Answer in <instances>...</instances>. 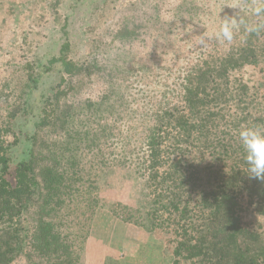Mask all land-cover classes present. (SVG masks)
Masks as SVG:
<instances>
[{"label":"trees","instance_id":"trees-1","mask_svg":"<svg viewBox=\"0 0 264 264\" xmlns=\"http://www.w3.org/2000/svg\"><path fill=\"white\" fill-rule=\"evenodd\" d=\"M176 8L178 16L187 17L202 10L196 0H181ZM241 15L249 24H264V17L250 9ZM136 35L135 27L125 24L95 44L101 48ZM71 48L66 38L57 54L31 62L19 93L0 89L8 104L0 120V264H16L23 256L26 264H54L49 261L54 249L37 243L35 231L27 246L35 227L29 229L31 209L40 210L41 217L59 190L69 197L85 192L76 161L63 164V153L48 146L53 142L48 137L37 144L39 130L51 125L47 108L54 105L58 111L65 77L99 67L73 60ZM187 57L165 75L160 92L138 90L135 73V88L128 76L118 77L125 86L116 84L114 75L100 101L85 104L87 111L98 105L104 116L114 117L111 132L101 130L96 137L98 164L129 170L144 188L141 205L118 202L110 213L158 238L170 264H264V183L246 174L237 135L243 125L264 129V28L247 33L241 27L231 43L212 38ZM55 65L63 72L61 81L43 98L35 130H23L34 115L24 96L38 88L41 70L53 72ZM145 67V79L153 82L154 73ZM249 67L256 69L252 76ZM62 116L59 131L69 123ZM135 117L138 121L128 122Z\"/></svg>","mask_w":264,"mask_h":264},{"label":"rangeland","instance_id":"rangeland-1","mask_svg":"<svg viewBox=\"0 0 264 264\" xmlns=\"http://www.w3.org/2000/svg\"><path fill=\"white\" fill-rule=\"evenodd\" d=\"M249 1L243 0L246 6H250ZM180 2L0 0V89L7 86L12 94L19 93L30 63L57 54L59 45L66 38L72 44L69 56L73 60L100 63L96 70L91 67L65 77L67 83L63 81L61 86L65 91L58 94V111L54 105L47 108L51 125L37 134L39 145L40 139L46 137L53 141L48 142V146L63 153V164L70 158L76 161L75 168L80 171L85 187V192L78 197H69L65 191L59 190L56 193L58 199L47 202L41 217L40 210L31 209L33 217H29V229L34 224L35 227L29 232L27 246L32 245L31 235L35 231L37 243L44 244L49 251L54 249L48 255L54 264H170L158 238L110 213L118 202L133 207L141 205L144 188L129 170L98 164L100 148L96 137L101 130L111 132L114 117H110V112H107L109 116H104L103 107L98 105L87 111L85 104L100 101L104 91L111 87L114 75L116 84L126 85V81L118 77L128 76L126 79L130 78L131 83L137 76L138 90L144 93L151 87L160 92L166 85L165 75L177 67L181 57L195 56L202 45L212 43V38L206 39L204 44L196 41L217 30L218 15L223 17L236 11L227 6L233 0H196V5L202 7L197 10L198 15L178 16L176 7ZM125 24L129 28L135 27L137 35L134 38L98 48L95 42L111 38V34ZM169 58L171 61L167 62ZM58 67L55 65L53 72L41 70L38 88L24 96L34 115L23 130H35L43 98L61 81L63 72ZM144 67L154 73L155 76H151L153 82L145 79L147 71H143ZM248 70L249 76L256 73L253 67ZM131 84L135 88V84ZM7 108L0 91V120ZM62 114L69 122L65 127L68 131H59ZM21 119L18 118L17 122L20 123ZM127 119L128 114L124 113L122 120ZM136 121L137 117L128 122ZM65 139L69 140L66 142ZM111 148L109 146L107 150ZM16 264H26V257H21Z\"/></svg>","mask_w":264,"mask_h":264},{"label":"clouds","instance_id":"clouds-1","mask_svg":"<svg viewBox=\"0 0 264 264\" xmlns=\"http://www.w3.org/2000/svg\"><path fill=\"white\" fill-rule=\"evenodd\" d=\"M227 6L236 10L234 14L221 17L217 13L220 21L217 30L200 36L197 43L204 44L208 38L231 43L234 32L241 27L247 33L258 32L264 28V24H249L241 15L242 12L250 9L252 15L264 17V2L246 6L243 0H233ZM237 135L243 150L246 174L250 179H257L264 183V129L255 125H243L239 128Z\"/></svg>","mask_w":264,"mask_h":264}]
</instances>
